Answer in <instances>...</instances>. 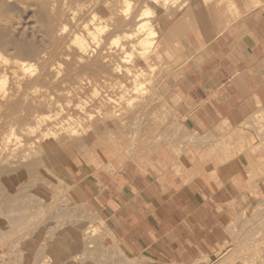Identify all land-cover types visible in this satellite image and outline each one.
Masks as SVG:
<instances>
[{
  "label": "crops",
  "instance_id": "0c3cea01",
  "mask_svg": "<svg viewBox=\"0 0 264 264\" xmlns=\"http://www.w3.org/2000/svg\"><path fill=\"white\" fill-rule=\"evenodd\" d=\"M154 9L156 69L147 91L155 98H137L116 125L108 120L92 138L69 142L53 168L56 191L38 184L19 196L35 205L34 217L46 205L32 194L48 200L51 192L97 215L102 242L93 236L94 248L80 250L89 256L99 247L104 256L114 240L126 257L184 264L212 257L239 206L264 198V0H179ZM221 133L232 138L222 149ZM70 218L54 225L74 229ZM55 236L56 264H69L81 239ZM40 242L28 238L30 257Z\"/></svg>",
  "mask_w": 264,
  "mask_h": 264
},
{
  "label": "bare ground",
  "instance_id": "6f19581e",
  "mask_svg": "<svg viewBox=\"0 0 264 264\" xmlns=\"http://www.w3.org/2000/svg\"><path fill=\"white\" fill-rule=\"evenodd\" d=\"M98 3H99L98 0H0V111H3L4 109H13L17 105L19 107H23L25 102L21 98L23 95L27 94L28 92H32V94L33 92H35L36 94H39L37 93V91H39L42 88V86L39 83H37V80H39V77L43 75H45L49 79L48 81L54 82L55 80V82L58 81L60 83L67 84L66 88H70V86H72L73 83L74 85H77L76 84L77 81L83 80L85 81L84 85L85 84L91 85L90 89L93 93L92 96L96 95V97L99 95V94L97 95V93L99 92L101 87L106 88V78L107 80L115 81V84H118V81H120L119 73H118L120 66L117 64L114 65L113 62L114 60H117V59H122V58L128 59L133 54L132 52H129V53L125 52L126 55L131 54L130 56L127 55L126 58H125L124 52H123V55L120 57L118 56L119 54H116L112 57L108 55H104V49L105 48L107 49L109 47L105 46L107 44L101 43L102 41L99 38L100 36L99 34L101 31L100 27L102 25L99 27V25L96 24L97 22L95 21L98 20L97 18L98 15L94 13L96 4ZM117 6H119L120 7L119 9L122 10L123 12L129 13L132 10V1L131 0H121V1L118 0ZM150 12H151V9L148 6V8L143 14L148 15V13ZM125 13H124L125 17L128 18L126 16V14L128 15V13L126 14ZM70 19L78 20L79 22L78 24L81 25V30L83 31V33H79V32L70 33L69 32L68 24H69ZM117 21H119V17H117ZM92 24H94V27H92L93 29L92 28L90 29V25ZM103 29L102 31L104 32L106 28H104L103 26ZM129 29L130 28H128V30ZM102 31H101V34L103 33ZM137 31L138 33L139 31L140 32L144 31V35H143L144 37H141L139 40H137V42L142 47L136 45L137 42H133L134 44L132 43L131 44L134 45V47L138 46L137 53L142 54L144 56V54L147 53L146 50L150 49L151 47L152 31L149 27H146V26H143L141 30H137ZM108 32L109 30L107 31V33ZM136 34L137 33H135V35ZM132 35H130L129 37V34H128L127 38H129L130 40ZM85 36L90 37V39L92 40V43H95L96 45L89 47V44L87 42V37ZM117 38L119 40V37ZM117 38L115 39L117 40ZM113 40L114 39H112L111 41L112 44H113ZM115 46L117 47L118 44L117 45L114 44L113 47H111L110 45V48L115 49V51L116 49L119 50V47L116 48ZM122 51L119 53H122ZM57 55L59 59H65V60L69 59L67 73H63L61 68L58 70L55 69L56 71H53L52 67H50L51 66L50 62ZM134 55L136 58H138L137 54L134 53ZM142 55H139V57ZM70 58H73V59H70ZM141 61H142L141 62L142 66L144 65L143 71L146 72L147 64L143 60ZM37 65H41L40 71L37 74V78H33L31 80L29 78L31 74H33V72L35 73L37 72L36 71ZM125 69H126L125 74L128 75L129 77L123 76L121 80L123 81H126L127 79L130 80L131 82L130 86L133 85V89L135 90L136 89L139 90L140 87L142 88L143 83L145 81L143 82V78L141 76L145 74V78H147L146 73H142V70H138V71L133 70L130 67H126ZM20 73L22 74L21 76H19ZM25 75H26V79H25ZM100 77L104 79V83L101 85L97 83V80ZM53 82H50L49 84H52ZM52 85H53L52 87H54V84ZM79 85L74 86V88L76 87L79 88ZM43 90H45V88ZM32 100L33 99H31V101ZM98 102H99V99H98ZM116 105L117 106L113 107L114 114H110L106 116L105 114H102V110H100L99 111L100 117L96 118L95 120L91 122L89 126L90 130L86 129V130L76 132L77 129L74 126H72V124L70 123L68 124L66 123V125L58 124L57 127L65 130L66 131L65 133L68 134L67 139L64 138L63 140L62 139L59 140L60 143L58 144V147L55 149L53 148L52 149L53 151L51 153H46L42 155L39 154L35 158L31 160L28 159L27 161L26 159L23 160L24 156L22 158L21 154H19L16 151L22 145V139H21L22 137L20 134L16 132L14 124H12L11 126L9 125L10 129L4 134L2 138L3 143L0 142L1 143L0 145H2V148L0 147V154H1L0 155V177H1V183L3 185V189H1V192H3V194L0 193V204L2 203V207H0L1 208L0 210V240L7 237L8 235H10L8 236L10 238L11 237L15 238L16 235H18V237L21 238V232L22 233L28 232L27 235L33 237V239L34 238L37 239V237L47 232L54 233V234L60 233L65 236H70L71 238H74L76 240L81 239V242H82V244H79V243L73 244V249L77 252L73 256H70L69 264H73L74 260L77 258L78 255L80 256V258H83L81 259V261L88 258L86 262H88L89 264L90 262L91 264H93L94 262L95 263L97 262V260L92 261V258H98L97 256H89L88 253L83 252L84 250L94 248L95 246L94 242L92 241V237H93L92 229H91L92 225H87V223L83 220V219L90 218V213L83 214L84 213V212L82 213V211H84L83 209L82 211H80L82 214H77V213L72 214L70 216L71 217L70 219L72 222L76 223L75 228L74 229L72 228L71 229L70 228L61 229L62 226L60 227L56 224L54 225V222H57V219L59 217L65 216L64 214L66 212L64 210L68 208L71 204L74 205L75 207H78V206H76L71 200H69V198L59 197L57 200H55V202H58V205L56 207V210H57L56 215L50 216L46 213H40L39 219H38L40 223L28 222V224L30 225L27 226L26 223L24 222L27 218L25 217V215H23L20 212V210L26 206L28 200H26L23 197H20L19 194L23 189L32 190L36 188L38 184L48 186L49 190L53 189L54 191H56L55 189L57 185L55 186V188H53V185H52L53 184L52 180L54 179L53 178L54 175L52 174V172H53V168L55 167V163L57 159L59 158V155L61 154L60 152L67 148L69 142L70 143L71 142H82L83 137L92 138L93 137L92 132L99 129L102 126V124L105 125V122L108 120L111 124L116 125L119 119V115H120V109L118 108V104ZM54 113H53V116H54ZM46 116L45 117H42L40 115L35 116L33 124H26L27 127L25 126L26 128H23L22 131H25L26 134H32L33 132H36L37 130H39V127L46 120ZM54 117H57V116H54ZM105 117H106V120L103 121L104 123H99V121L101 119H105ZM112 119L113 121H111ZM70 121L71 120L69 118V122ZM137 122L141 123L140 121H137ZM135 124L136 123H134V125ZM104 128L106 129V127ZM115 129L116 128H114V130ZM122 130L124 129L122 128ZM263 132H264V129H263ZM56 134L57 133L54 130V128H46V129H42L40 133H38V135L36 136V139L44 142L43 141L44 138L55 136ZM134 137L135 136L131 137V139L133 140ZM9 145L11 146L15 145V146L14 148L10 147L8 151L7 147ZM35 146L36 145H34V147ZM33 148L32 146L29 147L30 150L28 149L29 152L28 153L25 152V155L26 153L30 154L34 150ZM36 149H35V152H36ZM4 157H7L6 161H4L5 160L3 159ZM174 165L173 167L175 170L176 165L175 166ZM7 177L12 178V180H8V181L4 180V178H7ZM15 177L17 178L15 179ZM38 179H41L42 183L37 181ZM40 198H43V197H39V199ZM9 222L13 223V225L19 224L23 226L25 224L26 226L23 227V230H20V231L14 230L13 228L9 230L7 226ZM36 229H37L38 234L34 233ZM17 231L19 232L18 234H17ZM36 235L38 236L36 237ZM17 242L18 241H15L12 244L16 245ZM61 242L63 245V241ZM40 245H41V248L47 247V245L43 242ZM254 248H257V247L247 246L244 248V246L242 247V246H239L238 244L237 248H235V250L231 252L230 254H228L226 257L221 259L219 264H233L236 260H239V259L242 260L244 264H258L255 260V256H257V254L254 252ZM80 250H83V251H80ZM42 251L45 252L46 249H43ZM56 261H57L56 257L54 256L55 264H56ZM126 262H127V259H126Z\"/></svg>",
  "mask_w": 264,
  "mask_h": 264
},
{
  "label": "rangeland",
  "instance_id": "374dc122",
  "mask_svg": "<svg viewBox=\"0 0 264 264\" xmlns=\"http://www.w3.org/2000/svg\"><path fill=\"white\" fill-rule=\"evenodd\" d=\"M119 1H121V0H119ZM131 1H132V10L129 13L126 12V13H128V15L119 9L120 7L117 6L118 0H114V1L113 0H98L99 3L96 4L95 10H94V13H96L98 15L97 16L98 20L95 21V22H97L96 24H98L99 27L102 25L100 27L101 31L103 29V26H104V28H106L104 32L102 31L103 32L102 34H101V31L99 34L100 35L99 38L102 41L101 43H105V44H107L105 46L109 47L107 49L106 48L104 49V55H108V56L112 57L116 54H119L118 56L120 57L123 55V52H124V55L126 58V56L128 55V54L126 55V53L132 52V54H133L128 59L122 58V59L114 60V62H113L114 65L117 64L120 66L119 70H118L120 81H118V84H115V81L107 80V78H106V88L101 87V89L97 93V95L98 94L99 95L96 97V95L92 96L93 93L90 89L91 85L90 84L84 85L85 81H83V80H79L76 82L77 85L80 84L79 88L76 87L77 88L76 89V88H74V86H77V85H74V83L72 84V86H70V88H66L67 84H63V83H60L58 81L55 82V80H54V82L48 81L49 79L45 75L40 76L39 80H37V83H39L42 86V88L39 91H37V93H39V94H36L35 92H33V94H32V92H28L27 94L23 95L21 98L25 102L23 107H19L17 105L13 109H4L3 111H0V142L1 143H3L2 138H3L4 134L10 129V126L12 124H14L16 132L18 134H20L22 137L21 138L22 139V145L18 149L19 151L18 150H16V151L19 154H21L22 158L24 156L23 160L24 159H26V161L28 159L31 160V159L35 158L36 156H38L39 154L42 155V154H46V153H51L53 151L52 150L53 148L55 149L58 147V144L60 143L59 140H61V139L63 140L64 138L67 139L68 134L65 133L66 132L65 130L58 128L57 127L58 124L59 125H66V123L67 124L70 123V124H72V126H74L77 129L76 132L86 130V129L90 130L89 126H90L91 122L93 120H95L96 118L100 117L99 116L100 110H102V114H105L106 116L110 115V114H114V112H113L114 108L113 107L117 106L116 104H118V108L120 109V116H121V111L123 109L124 110L132 109V108H134V105L140 104L139 102H137L138 101L137 98L140 100L143 99L144 103H146V100H153L155 98V94H154L153 90L147 91V88H148V90L152 89L150 87L153 86L152 77H153V74H154L155 69H156L155 67L150 66V64H149V57L154 56V52L156 51V48H157V43L155 41L156 40L155 39L156 32L154 29L155 27H154V22H153V16L156 14L155 9H154V5L155 4H163L164 6H167L169 4L176 5L179 3V0H131ZM115 2H116V4H115ZM148 6L150 7L151 12L148 13V15H144L143 13L146 11ZM119 11H121V12H119ZM124 13L126 14V16L128 18L125 17ZM112 15H113V17H112ZM117 17H119V21H117ZM108 20H109V22H108ZM78 23H79L78 20H74V19L69 20L68 29H69L70 33L71 32L83 33V31L81 30V25ZM109 24H110V26H109ZM143 26L149 27L152 31L151 47H150V49L147 48L148 49V50H146L147 53L145 52L146 54H144V56L142 54L137 53V50H138L137 47L141 46L137 42V40H139L141 37H144L143 36L144 31L143 32L139 31V33H140L139 34L137 30H141ZM92 27H94V24L90 25V29ZM128 28H130V29L128 30ZM108 30H109V32L107 33ZM135 33H137V34L135 35ZM128 34H129V37H130V35L133 34L130 40H129V38H127ZM116 36L119 37L120 41L118 40V38ZM85 37H87V42L89 44V47L96 45L95 43H92V40L90 39V37H88V36H85ZM115 38H117V40ZM125 38H127L128 40ZM112 39H114L113 44L111 43ZM114 41H116V42H114ZM133 42H137L136 45H138V46L134 47V45H132V44H134ZM114 44L115 45L118 44V46L117 47L115 46V47L116 48L119 47L120 51L117 49L115 51V49L110 48V45H111V47H113ZM121 48L123 49V51ZM109 49H110V51H109ZM121 51H122V53H119ZM144 51H145V49H144ZM134 53L138 55V58L135 57ZM130 55H128V56H130ZM139 55H142V56L139 57ZM140 58H141V60H143L147 64L146 71L151 73V77L148 79L149 76L146 74L147 78H145V74H143L141 77L143 78V82L144 81L145 82L143 83L142 88L140 87L139 90L138 89L135 90V89H133V85L130 86V83H131L130 80H128V85L130 86V87H128V85L121 79L123 76H128L125 74L126 73V71H125L126 67H130L133 70H137V71L140 70L136 67V65H134V63H136L137 61L141 64L142 61L140 60ZM70 59H73V58H70ZM144 59L147 61H145ZM68 62H69V59L68 60L59 59L58 55H57L50 62V65H51L50 67H52L53 71H56V70L61 68L63 73H67V71H68L67 68H68V64H69ZM143 66H141V67H143ZM72 67H73V65H72ZM40 68H41V65H37V69H36L37 72L36 73L33 72V74H31L29 79L32 80L33 78H37V74L39 73ZM127 72H128V70H127ZM142 73H146V72L143 71ZM21 75L22 74L20 73L19 76H21ZM25 79H26V75H25ZM50 82H53L52 84H54V87H52L53 86L52 84H49ZM97 83H99V85L103 84L104 79L100 77L97 80ZM44 88H45V90H43ZM46 93H48V94H46ZM133 93L136 94V96H139V95L140 96L136 97V100H135V98H132ZM30 98L33 99L35 102L33 100L31 101ZM51 98H53V99H51ZM98 99H99V102H98ZM66 102H67V104H66ZM107 104H108V106H107ZM58 105H60V106H58ZM93 106H94V108H93ZM60 108H61V110H60ZM53 113H54V116H57L58 118L54 117ZM37 115H40L42 117H45L47 115L48 117L46 116V120L39 127V130H37L36 132H33L32 134H26L25 131H22L23 128L27 127L26 124H33L34 118ZM76 117H78V118H76ZM69 118L71 120L70 122H69ZM50 119H52V120H50ZM104 120H106V117H105V119H101L99 121V123H104L103 122ZM30 121H32V122H30ZM64 121H66V122H64ZM111 121H113V119ZM46 128H54V130L56 131L57 134L55 136H50V137L44 138L43 139L44 142H42L41 140H37L36 136L38 135V133H40V131L42 129H46ZM261 128L264 129V127H261ZM244 129L246 131H249L246 128H242L241 129L242 131L240 130V134L244 133ZM224 135H225V133H221L220 136H218L219 142H220L219 147L221 149L224 148V146H223L224 142L230 143L232 141L231 137H229L228 135L227 136H224ZM186 141H187L188 145L196 143V139L195 138L192 139L191 137L186 138ZM204 141H207V140H204ZM33 144L36 146L34 147ZM14 146L15 145H12V146L9 145L7 147V150L9 151L10 147L14 148ZM31 146H32V148L34 147L33 148L34 150L30 154H27L30 150L29 147H31ZM0 147L2 148V145H0ZM35 149H36V152H35ZM239 150H241V149H239ZM235 151L236 150H234V154L238 153V151L237 152H235ZM25 152H27L26 155H25ZM226 152H228L227 149H226ZM228 154H230V153H228ZM28 156H29V158H28ZM3 159H5L4 161H6L7 157H4ZM2 166H4V165H2ZM16 178L17 177H15V179ZM4 180L8 181V180H12V178L7 177V178H4ZM0 183H1V177H0ZM0 185H1L0 186V193L3 194V192H1V189H3V185H2V183ZM27 190H29V189H23L22 192L27 191ZM64 193L62 195H60V194L56 195L54 193H51V197L48 200H45L44 197L40 198V199L35 198L34 195H32L31 197L32 198L34 197L36 200L39 201V203L45 204L46 205V207H45L46 211L44 213L51 216V215L57 214L56 207L58 205V202H55V200H57L59 197L60 198L61 197L62 198H68V196ZM55 197H56V199H55ZM241 198H243V197H241ZM0 207H2V203L0 204ZM78 207H75L74 205L71 204L68 208H66L64 210L66 212L64 214L65 215L64 217L68 218V216H71L72 214H76V213L77 214H82L83 212H84L83 214L87 213L85 210L82 211L83 207H81V206H80V208H78ZM33 208H35V205H33L32 203H29V201H27L26 206L20 210V212L23 215H25V217L27 218L26 220L23 219V220H25L24 222L26 223L27 226L30 225V224H28V222L40 223V221L37 222L36 220H34V219H39V213L36 217H34V214L37 213V211H33ZM69 208H70V210H69ZM0 210H1V208H0ZM42 210L43 209L41 207L40 211H42ZM80 211H82V213ZM13 213H11V214H13ZM41 213H43V212H41ZM96 216L97 215H95V214H90V218L83 219V220L87 224L93 225L91 227L92 236H96L98 238V241L101 243L102 240H101V236H100L99 232L102 231V228L100 225L96 226L93 222L95 220ZM61 222L65 223L66 220H62ZM26 225L25 224L23 226L19 225V224L13 225V223H11V222H9L7 224L9 230H11L13 228L14 230H19V231L23 230V227H25ZM18 233L19 232L17 231V234ZM27 233L21 232V238H19L18 235H16L15 238L14 237L10 238V237H8L10 235H8L7 236L8 238L5 237V238L0 240V243H1L0 244L1 245L0 246V264H55L54 256H52V253H51V250L55 245L54 242L56 241L55 234L47 232V233L42 234L39 237H37L38 235H36L37 239L41 240V243L42 242L45 243L47 245V247L41 248V245H40L41 243H40L39 249L37 248V250H39V251L36 250V252H34V253H36V255L33 257L32 256L30 257L29 255L31 254V250H29V249L26 250L24 247L26 246V243L28 242V238L33 239V237L28 236ZM34 233L38 234L37 229L34 231ZM9 234H11V233H9ZM15 241H18L17 244L16 245L12 244ZM222 243L223 244L221 246L217 247V250L213 253L214 255L212 257H209L206 255L202 258H199L197 260H193V261H190V262H187L184 264H215L214 260H216L217 258L223 259L228 254L233 252L235 250V248H237L238 244H239V246H242V247L244 246V248L247 246H249V247L250 246H256L257 248H254V252L257 254V256H255V260L258 264H264V260H263L264 259V198L260 199L257 202L245 201L244 205L239 206L235 219L228 225V227L226 229V239ZM43 249H46V251L43 252L42 251ZM98 251L100 252V247L96 251L98 258H92V261L97 260L98 264H131V262H132V264H162V263L154 262L153 260H147L146 258H129V257H126L118 249V247L115 245L114 240H113L111 246H109V248H107V251L104 254V256L99 255L100 253ZM37 252L38 253L40 252L41 255H38ZM81 259H83V258H80V256L78 255L77 258L74 260L73 264H89L88 262H86L88 258L84 259L83 261H81ZM126 259H127L128 263L126 262ZM97 262L96 263L94 262L93 264H97ZM236 263L244 264V262L240 259L236 260L233 264H236ZM166 264H178V263L177 262H168Z\"/></svg>",
  "mask_w": 264,
  "mask_h": 264
}]
</instances>
